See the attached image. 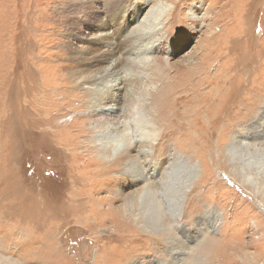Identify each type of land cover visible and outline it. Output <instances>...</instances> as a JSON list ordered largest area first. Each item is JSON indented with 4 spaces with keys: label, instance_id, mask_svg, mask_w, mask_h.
I'll list each match as a JSON object with an SVG mask.
<instances>
[{
    "label": "rangeland",
    "instance_id": "1",
    "mask_svg": "<svg viewBox=\"0 0 264 264\" xmlns=\"http://www.w3.org/2000/svg\"><path fill=\"white\" fill-rule=\"evenodd\" d=\"M107 1L0 0V264H121V259L127 253L133 255L127 264L138 261L142 264H176L172 263L176 260L175 256L173 258L168 254L169 248L164 245L167 243L165 237L138 227L125 216V209L136 205L131 196L135 197L149 184L157 188V179L165 172L171 153H179L178 156L185 159L180 168V180L177 177L178 186L188 182L187 178L192 172L189 165L197 168L196 179L183 200L180 219L184 225L196 227L194 235L199 237L196 238L198 245L194 244L188 232L182 235L197 247V253L203 259L200 264H264V179L259 180V193L255 194V188L244 184L242 175L237 172L239 166L247 164L255 152L241 150L242 145L237 147L234 158L228 152V145L235 137L240 141L246 136L259 141L263 137L262 131L254 135L251 134L253 128L251 132L247 128L252 120L259 117L264 105V0H230L228 7L234 8V12L231 10L227 19L232 20L236 16L235 20L238 21H231L227 26L231 29L236 27L235 34L239 35L235 36V50L225 49L222 60L213 58L214 53L204 48L211 33L217 35L227 27L223 25L224 20L220 21V2H155H168L172 15L169 13L158 26L157 42L167 40L169 43L165 49L158 48L157 42L150 48L153 53L149 55L147 77L151 76L157 56L164 58V66L173 71L177 68V61L190 53L192 61L197 60L198 66L194 68L196 75L199 76L204 69L213 82L206 91L212 88L214 97L210 98L211 93L208 96L202 92L198 94L203 126L179 129L168 123L169 111L164 110L159 97L156 99L155 95L150 94L161 89L167 78L150 82L147 79L135 86L123 82L118 90L121 98L127 89L137 93V96L141 90H148L149 93L146 112H141L142 105L136 101L133 111L128 110L129 116H121L124 109L119 110L121 129L126 128L124 121L132 122L133 115L147 118L156 131V143L152 146L138 145L142 137L136 128H132L126 131V134H133L128 142L133 144L131 156L127 160L122 157L118 159L109 151L104 157L105 153L99 149L104 143L98 141L104 129L82 134V127L86 129L91 126L90 121L82 117L95 108L90 103L92 95L89 96L88 85L74 86L59 82L62 88L57 86L55 89L65 88L63 92L67 94V99L50 112L52 123L60 125L56 135L63 137V142L65 138L73 137L77 147L62 148L61 144L51 142L45 135L35 137L37 140L31 147L24 149L22 146L18 126L22 97L32 88L31 83L41 85L42 78L51 75L50 65L48 72H39L46 64L55 67L67 62L68 69L74 66L80 73L83 72L82 75L88 74L85 63L91 60L90 49L96 28L115 15L110 13ZM236 1L243 5L238 4L240 9H236ZM131 2L141 5L144 14L150 10L148 3L142 6V0ZM185 29L193 35L180 37L178 32ZM219 43L213 51L222 50L223 44L220 47ZM177 47H180V52ZM103 48L107 49V46ZM92 65L90 68L93 69ZM63 96L59 94L57 98ZM203 98H210L209 105ZM124 105L121 102L119 107ZM203 105L212 111L213 116L228 107L229 118L217 129L209 128L205 123L209 121L210 113L201 108ZM33 133L40 134V130L35 129ZM128 143L119 149V153ZM61 148L68 156L67 170L71 168L73 173L75 170L79 175L91 174L85 181L86 187L81 188L87 194L62 193L59 190L60 184L66 181L62 175L65 161L58 155ZM132 161L140 173H144V180L132 179V174L127 170L128 163ZM254 173L251 170V175ZM43 187L48 191H40ZM90 198H94V201L91 202ZM84 205L99 213L98 218H89L90 222L100 219L103 210L105 216L102 217L105 218L112 214V209L114 213L123 212L124 216L116 219L110 217L104 224L92 226L83 214ZM163 210L165 223L176 234L178 229L171 218V210L169 207ZM202 212L205 213L202 227L207 224L199 227L203 231L198 232L197 221ZM208 213H211L210 217L212 213L216 216L214 222ZM117 231L127 232L128 237H121ZM112 234L115 236L110 237ZM161 245H164L163 249L158 250Z\"/></svg>",
    "mask_w": 264,
    "mask_h": 264
},
{
    "label": "bare ground",
    "instance_id": "2",
    "mask_svg": "<svg viewBox=\"0 0 264 264\" xmlns=\"http://www.w3.org/2000/svg\"><path fill=\"white\" fill-rule=\"evenodd\" d=\"M155 2L156 0H142L143 3L142 6L148 3L149 4L148 8L150 7V10L144 14L143 12H141L142 11L140 9L141 5L134 4L131 2V0L107 1L108 7L110 9V13H114L115 15L112 17L110 21L106 22L105 24H102L101 26L98 25L96 28L97 33L93 38L94 41L90 49L91 50L90 52L92 53L91 60H88L85 63L87 66L84 64L85 68L88 69L87 75H82L83 72L80 73L81 71L75 69L74 66H71V69H68L69 66L67 62H63L64 64L62 65L59 64L56 65L55 67L51 64H46L43 67H41V69H39V72L41 74H44L46 70L48 72V65H50L51 69H49V73L51 70V75L48 76L49 78L43 76L44 78L42 79L44 80L42 81L41 85L35 86L34 82L31 83L30 85L32 88L28 90L21 99L23 106H22V114H20L18 120V126L20 128V140L24 149L26 147L27 148L31 147L33 142L37 140L35 139V137L39 138L41 137V135H45V137H48L51 140V142L54 141L57 144H61L60 147L62 148L66 147L67 149H73L74 147H77L75 144L76 142L74 143L73 141L75 140V138L73 137L65 138L66 141L63 142L62 141L63 137L56 135V133L59 132L60 125H54L52 123L53 117L50 115V112L55 110L56 106L61 104L63 105L64 100L67 99V94L63 92L65 88L63 90L60 88H59L60 90L55 89L57 86H61L58 85L59 82L60 84L66 82L68 84L71 83L74 84V86L76 84L88 85L87 87L90 91L89 96L92 95V99L90 103L93 104L95 108H93L91 112L85 113L84 116L82 117V119H86L91 123L90 124L91 126L89 128L85 129L84 127H82L83 129L82 134H87L88 132H96L98 129H104L102 131L100 130L101 131L99 134L100 138L98 140L104 143V145L103 146L100 145L101 147L99 148L105 153L104 157L107 155V152L109 151L115 156H117L118 159L119 157L126 159L127 157L131 156L133 144L128 142L132 140L133 134L130 133L126 134V131L129 132L130 129L132 128L134 129L136 128L137 133H139L140 136L142 137L138 141V145L152 146L153 144L156 143V138H155L156 131L155 129H153L152 123L147 118L144 117L141 118L139 116L135 117V115H133L134 120L132 119V122L129 123H126L124 121L125 123L124 126H126V128L125 130L121 129L122 126L119 125L120 118L121 116L123 117L129 116L130 114L129 111L130 112L133 111V104L135 101L139 103V105L140 104L142 105L141 106L142 113H144V111L145 112L147 111L148 103L146 102V98H147V94L149 93L148 90H141L139 96H137L136 95L137 93L127 89L126 93L124 94V97L121 98L118 95V90L121 88L120 84H123V82H126L127 85L133 83L134 84L133 86H135L136 84L139 85L140 83L143 84V82H146L145 80L147 79H150L148 81L150 82L153 79L161 80L163 78H167L161 89L150 94H152L153 97L155 95L156 99H158L159 97L160 100L162 101L164 110L169 111V118L166 119L168 123L174 126L175 128H179V129L186 128L187 126L193 128L195 126L197 127L204 125L198 107V94L202 92V94L208 96L209 93H211L210 98L214 97L212 88L210 89V91H206V89L209 86H211L213 82L210 79V76H208L205 73L204 69L199 72V76L196 75L197 73L194 71V68L198 66L196 63L197 60L192 61L193 56L190 53H188L187 56H183L181 60L177 61L178 62V65H176L177 68L174 69L173 71L172 69L170 70L164 66V58L157 56L155 67L152 69V73L150 74L151 76L147 77L148 76L147 72L150 67V63H148V59L150 53H153L150 52V48L153 47L158 40L156 38V34H159L158 26L162 21H165V19L168 17V14L171 12L172 9L170 4L166 1H164L165 3L162 2L160 4H156ZM217 3H218L219 14L221 16L220 21L224 20L223 22L224 26L229 25L231 21H232L231 23H236L238 21L235 20L236 16L232 20L227 19L229 17L228 14L231 13V10H233L234 12V8L228 7L230 6V0H217ZM236 4H237L236 9H240L238 7V4L241 5V3L236 1ZM242 6L243 5H241V7ZM122 10L124 12L121 15L120 12ZM235 12L237 11L235 10ZM118 23H121V25L118 26L117 25ZM228 27L229 26L225 27L226 29L223 28L224 31H222L217 35H215V33H211L209 39H207V43L205 44L204 48L206 49L207 47L210 49L211 52L214 53L213 58L221 59L224 55L225 49L235 50L236 48L234 41L236 40L235 36L239 35V33L235 34L236 27L232 29ZM178 35L180 37H185V36H192L193 33L185 29L178 32ZM191 38L192 37H189V39ZM167 42H168L167 40H159L157 42L158 48L165 49L169 43ZM218 43L220 47L223 44L222 50L213 51V48L215 49ZM103 46H107V49H104ZM177 48L179 49L180 52V47ZM91 64H94L92 65L93 69L90 68ZM34 69L35 68H33V70ZM63 69L64 71L66 69L67 70L63 72ZM123 74L125 75L123 76ZM122 77H124V79ZM141 78H143V80H141ZM206 82H208L207 85H205ZM146 85H148V83H146ZM77 93L79 94V92ZM59 94L60 95L64 94V96L62 98H57ZM261 95L263 96V94ZM210 98L209 99L203 98V100L206 101L207 104L209 105ZM121 102L125 104L123 107L122 106L119 107ZM201 108L204 109V111L208 110L209 111L208 113H210V119L205 123V126L207 125L209 128L217 129L222 122L224 123L225 120L229 118L228 107L225 108L224 110L217 112L214 116L212 114V111H210V109H207L204 105L201 106ZM122 109H124V114H121V116L118 118V112L119 110ZM56 114H59V112H57ZM107 114L110 115V117H107L108 116ZM258 116L259 117L255 118V120H252L247 130L251 132L250 129L253 128L251 134L254 135H257L262 131L263 137L261 141H259L260 139L258 138H257L258 140H253L252 139L253 137L251 138L250 136L244 137L241 141L237 137H235L234 139L232 138L233 139L232 142L228 145V152L229 154L232 155V158L235 157V152H238L237 147L240 145H242L243 147L241 150L246 149L255 152V155H253L248 160L247 164L246 163L242 164V166L241 167L239 166V169L237 170V172L242 175L244 184L245 183L250 184L255 188L254 189L255 194L259 193L258 191V188H260L259 180L261 178L264 179V177H262L264 176V105H263V111ZM117 118L118 120L116 121L115 119ZM90 119L91 120L93 119V121H91ZM185 119H187V121L189 122H187ZM92 124H94L95 126L94 125L92 126ZM35 129H39L40 134H34L33 132L35 131ZM126 143H128L127 147L124 148L119 153V149ZM62 148L58 150V155H60L61 158L65 161L64 163L65 167L62 171V175L66 177V181L63 184H60L59 190L62 193L66 192V193L87 194L86 191H84L81 188L86 185L85 181L88 179L89 175L91 174L87 172V175H79L75 173V170L73 173L71 168H68L67 170L68 166L66 165V163L68 156L64 153ZM178 154L179 153L173 155L171 153L169 157V163L166 166L165 172L162 173L157 179V183H158L157 188H154L155 186L153 187L152 184H149L146 187H144L143 190L137 192L135 197L133 196L130 197L131 199L136 201V205L129 204L130 207L128 209H125L127 212L125 216L128 219H130L128 221H133L135 225H137L138 227H141L142 229H146V231L149 230V231H153L156 234H160V236L163 238L165 237L164 240H166L167 243H165L164 245L169 248L167 252L172 257L175 256L176 259L173 260L172 263L200 264L201 260L203 261V259L197 253V247L196 246L194 247V244L197 243L198 245L197 239H199L197 235H194L196 232V227L190 228L187 225H184V223H182L180 219L183 210L182 209L183 200L185 196L188 194L187 192L190 190V188H192L191 186L196 179L195 176H197V168L194 165L187 164L189 165L190 170L192 171L191 175L187 178L188 182H186L185 185L181 183L180 184L181 186H178L176 182L180 180L179 175H180L181 164L185 162V159L180 158ZM127 170L129 173L132 174L131 175L132 179L137 180L140 178L141 181L145 179L143 177L144 173L143 174L140 173V170L137 168V166L134 165L133 161L128 163ZM248 170H250L249 174H248ZM251 170L255 171L253 175H251ZM69 172L70 174H68ZM177 177L179 180H177ZM40 191H48V190H45V188L43 187L41 188ZM113 199H115V197ZM90 201L93 202L94 198H90ZM167 207H169V209L171 210V218L174 224L176 225V228L178 229V232L175 231L176 234H173L171 232V226L167 225L164 220L165 218H163V213H164L163 209ZM84 208L85 209L83 214H85V217H87L86 219H88L87 223L92 226L102 225L110 217L111 219L112 218L116 219L124 216L123 212L115 211L116 213H114V209L110 208L112 209L113 211L112 214L115 215L114 216L115 218L113 217L112 214L111 215L108 214L107 218L102 217L103 215L105 216V212L103 210L101 212L102 214L100 215L101 216L100 219H95L94 222H90L89 218L92 217L98 218L99 213L96 212L94 209H89L86 205H84ZM210 214L211 213H208V216L214 222L216 216H214V214L212 213V216L210 217ZM204 215L205 213L202 212L198 216L200 219L199 221H197L198 224L197 227L199 229L198 232L201 231V228L199 227H202V223H203L202 221L204 220ZM117 232H120L121 237L124 236L128 237L127 232L124 231H117ZM186 232H188L190 236L193 237L192 240L194 241V244H190L191 242L189 240L183 238L184 235L182 234L183 233L185 234ZM114 236L115 235L112 234V236L110 237H114ZM163 246L161 245L157 249L162 250ZM132 257L133 255L131 253L125 254V256L121 259V264H127L132 259ZM134 264H142V263L138 261Z\"/></svg>",
    "mask_w": 264,
    "mask_h": 264
}]
</instances>
